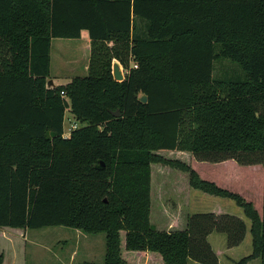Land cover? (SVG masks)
Here are the masks:
<instances>
[{"label":"trees","instance_id":"obj_1","mask_svg":"<svg viewBox=\"0 0 264 264\" xmlns=\"http://www.w3.org/2000/svg\"><path fill=\"white\" fill-rule=\"evenodd\" d=\"M133 16L143 22L134 35ZM81 31L91 41L88 75L47 87L51 40ZM222 59L242 77L215 79ZM66 110L84 124L68 137ZM158 151L261 162L264 171V0H0V228L104 233L103 264H217L206 237L221 233L236 247L243 221L204 213L183 230L154 229L151 165H162L193 190L234 201L252 243L238 264H264V177L259 216Z\"/></svg>","mask_w":264,"mask_h":264},{"label":"rangeland","instance_id":"obj_2","mask_svg":"<svg viewBox=\"0 0 264 264\" xmlns=\"http://www.w3.org/2000/svg\"><path fill=\"white\" fill-rule=\"evenodd\" d=\"M82 49L83 45L80 42L65 39L53 40L50 72L53 75H60V78L56 77L57 84L64 85L73 78L84 75L81 70L71 72L69 68L70 64L81 60L79 56L83 52ZM242 74L243 72L234 62L222 59L214 63L213 77L215 79L242 77ZM52 78L50 76L47 83L49 80L52 81ZM73 121L69 110H66L64 133ZM74 123L77 128L84 126L76 121ZM156 154L168 160L182 159V162L188 164L202 180L237 194L243 201L250 203L261 216L264 177L261 162L254 165H241L234 160L207 163L198 162L189 155L192 158L191 161L193 160L190 165L188 158L179 157L174 151H158ZM151 172L149 219L154 229L183 230L189 216L212 213L209 210L218 204V207L230 214H214L230 215L242 220L245 225V236L238 246L228 248L224 234L212 232L208 235L206 241L217 258V264H238L241 259L251 257L250 221L244 217L242 209L234 201L193 190L188 186L186 174L168 167L151 165ZM5 231L8 234L0 236L2 264L5 258L9 260L13 256H15L14 264H62V261L70 264H103L104 262V233L86 234L66 227H45L34 230L6 228ZM5 238L15 241L14 246H11L10 241L6 242ZM194 264L197 263L194 262ZM245 264H260V260L252 258Z\"/></svg>","mask_w":264,"mask_h":264},{"label":"crops","instance_id":"obj_3","mask_svg":"<svg viewBox=\"0 0 264 264\" xmlns=\"http://www.w3.org/2000/svg\"><path fill=\"white\" fill-rule=\"evenodd\" d=\"M143 27V22H142V20L140 19V18H138V17H132V35H134V33L135 32H141V28ZM53 40H55V39H52L51 40V43L53 42ZM65 40H67V41H71V40H73V41H76V42H80V44H82L83 45V49H82V53H81V55L79 56V57H81V60H79V62H74V63H72V64H70V71L72 72H78V71H80L81 70V73H82V75L83 76H77V77H85V76H87L88 75V68H89V60H90V52H91V41H90V39L88 38V34H87V32L86 31H81V33H80V37H79V39H70V40H68V39H65ZM51 45H50V64H51ZM120 66V65H119ZM131 66H132V63H131ZM120 70H121V72H122V74H124V70H123V68L120 66ZM86 74V75H85ZM53 77L52 78V82H53V85L54 86H65L66 84H68V83H66V84H64V85H59V84H57V79H56V77H58V78H60L59 76L60 75H58V74H56V75H53V74H51V72H50V68H49V77ZM70 77H71V75H70ZM76 78V77H75ZM71 117H72V115H71ZM73 118V117H72ZM176 154H177V156H179V157H183V158H188V160H189V164L191 165V163H192V161H191V159L192 158H190L189 157V155H191V154H189V153H185V152H176ZM173 155V154H172ZM179 160H181V161H183L182 159H180L179 158ZM151 184H152V172H151ZM263 195V194H262ZM261 204H262V201H261ZM210 209V208H209ZM209 212H212V213H215V214H230L229 212H225L222 208H220V207H218V204H216V205H214L213 207H212V209L211 210H209ZM261 212H262V210H261ZM6 228H1V231H0V236L1 235H5L6 236V234H8V233H6ZM20 231V230H19ZM6 242L7 241H10L11 242V246H14V244H15V241H12V240H8V238H5L4 239ZM17 243H19V242H17ZM13 255H14V253H13ZM15 256H13V257H11L9 260H6V258H5V260L3 261V264H14L15 263V259H13ZM24 261V260H23ZM62 264H70V263H65V262H63L62 261ZM188 264H191V261L188 263ZM192 264H194V262H192ZM198 264V263H197Z\"/></svg>","mask_w":264,"mask_h":264},{"label":"water","instance_id":"obj_4","mask_svg":"<svg viewBox=\"0 0 264 264\" xmlns=\"http://www.w3.org/2000/svg\"><path fill=\"white\" fill-rule=\"evenodd\" d=\"M112 77H113V80L116 82H122L124 80V75L122 74V72L120 70L119 63L116 61L112 62ZM50 86H53V82L51 80H49L47 83V87H50ZM139 100L142 103H146V96L142 95L139 98ZM99 167L100 168L104 167V164L101 161H99Z\"/></svg>","mask_w":264,"mask_h":264},{"label":"built area","instance_id":"obj_5","mask_svg":"<svg viewBox=\"0 0 264 264\" xmlns=\"http://www.w3.org/2000/svg\"><path fill=\"white\" fill-rule=\"evenodd\" d=\"M134 67H136V66H134ZM73 120H74V118H73ZM74 121H75V120H74ZM74 121L69 125V128L67 129V132L64 133V137H68L69 134H70L73 130H75V129L77 128L76 125H75V123H74Z\"/></svg>","mask_w":264,"mask_h":264}]
</instances>
